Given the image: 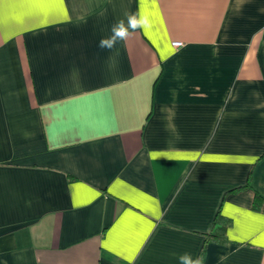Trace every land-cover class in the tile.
I'll return each instance as SVG.
<instances>
[{
	"label": "crops",
	"instance_id": "crops-1",
	"mask_svg": "<svg viewBox=\"0 0 264 264\" xmlns=\"http://www.w3.org/2000/svg\"><path fill=\"white\" fill-rule=\"evenodd\" d=\"M185 252L264 264V0H0V264Z\"/></svg>",
	"mask_w": 264,
	"mask_h": 264
},
{
	"label": "clouds",
	"instance_id": "clouds-1",
	"mask_svg": "<svg viewBox=\"0 0 264 264\" xmlns=\"http://www.w3.org/2000/svg\"><path fill=\"white\" fill-rule=\"evenodd\" d=\"M146 23V20L138 17L137 14H128L127 22L124 19H120L112 25L111 35L102 38L99 42V47L107 50L114 49L119 42L127 40L137 29L146 26ZM179 261L180 264H204L203 257H193L187 252L179 256Z\"/></svg>",
	"mask_w": 264,
	"mask_h": 264
},
{
	"label": "built area",
	"instance_id": "built-area-1",
	"mask_svg": "<svg viewBox=\"0 0 264 264\" xmlns=\"http://www.w3.org/2000/svg\"><path fill=\"white\" fill-rule=\"evenodd\" d=\"M172 44L175 48H178L182 45V42L181 41H173Z\"/></svg>",
	"mask_w": 264,
	"mask_h": 264
},
{
	"label": "trees",
	"instance_id": "trees-1",
	"mask_svg": "<svg viewBox=\"0 0 264 264\" xmlns=\"http://www.w3.org/2000/svg\"><path fill=\"white\" fill-rule=\"evenodd\" d=\"M258 203H259V200L256 199V200H255V204L258 205ZM256 205H255V206H256Z\"/></svg>",
	"mask_w": 264,
	"mask_h": 264
}]
</instances>
